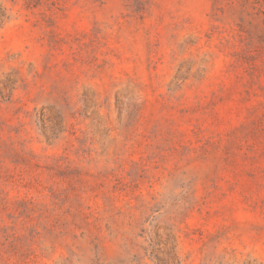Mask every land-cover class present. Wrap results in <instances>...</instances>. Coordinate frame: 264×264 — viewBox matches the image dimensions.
Returning <instances> with one entry per match:
<instances>
[{
  "label": "rangeland",
  "instance_id": "1",
  "mask_svg": "<svg viewBox=\"0 0 264 264\" xmlns=\"http://www.w3.org/2000/svg\"><path fill=\"white\" fill-rule=\"evenodd\" d=\"M0 264H264V0H0Z\"/></svg>",
  "mask_w": 264,
  "mask_h": 264
}]
</instances>
